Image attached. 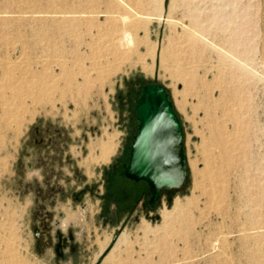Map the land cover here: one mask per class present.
Listing matches in <instances>:
<instances>
[{"label":"rangeland","instance_id":"1","mask_svg":"<svg viewBox=\"0 0 264 264\" xmlns=\"http://www.w3.org/2000/svg\"><path fill=\"white\" fill-rule=\"evenodd\" d=\"M150 82L186 175L111 224ZM0 264H264V0H0Z\"/></svg>","mask_w":264,"mask_h":264},{"label":"water","instance_id":"2","mask_svg":"<svg viewBox=\"0 0 264 264\" xmlns=\"http://www.w3.org/2000/svg\"><path fill=\"white\" fill-rule=\"evenodd\" d=\"M134 118L136 131L123 165V176L146 184L148 204L152 207L161 190L178 189L184 181L181 125L164 87L158 82L141 86L134 102Z\"/></svg>","mask_w":264,"mask_h":264},{"label":"flooded vegetation","instance_id":"3","mask_svg":"<svg viewBox=\"0 0 264 264\" xmlns=\"http://www.w3.org/2000/svg\"><path fill=\"white\" fill-rule=\"evenodd\" d=\"M122 168L121 164L117 166V161H114L108 171L104 172L102 182L104 193L101 194L103 202L101 204V214L104 216L111 208L119 214L127 205L128 211H135V213H139L142 209L151 210L153 207L148 204V193L145 191L144 182L139 181L142 185L125 178ZM84 191L85 188L81 189L80 193ZM106 221L111 224L115 223L114 218L111 216H108Z\"/></svg>","mask_w":264,"mask_h":264},{"label":"bare ground","instance_id":"4","mask_svg":"<svg viewBox=\"0 0 264 264\" xmlns=\"http://www.w3.org/2000/svg\"><path fill=\"white\" fill-rule=\"evenodd\" d=\"M125 16H121V19H122V21H123V19H126V17L124 18ZM124 32H125V30H122V32H121V35H120V37L118 38V43H116L115 45H118V47H120V43L121 42H123V39L121 38V36H123V34H124ZM125 40V39H124ZM129 41L130 42H132L131 41V38L129 39ZM126 44V43H125ZM117 47V48H118ZM132 48V47H131ZM126 50V49H125ZM119 51H121V50H119ZM124 51V50H123ZM108 138V137H107ZM115 147H116V145H115V143H114V138H112V137H110V138H108L107 140H102L101 141V143L99 144V152L96 154V156H94V162L95 163H99V162H101V163H103V162H106V161H108L109 160V157L111 156V154H113L114 153V151H115ZM98 150V149H97ZM92 156V155H91ZM89 159V158H88ZM92 161V162H93ZM90 163V162H89ZM181 207V206H180ZM117 237V236H116ZM115 237V239H114V241H113V243H112V245H115L116 243V245H120L121 243H123L124 242V235H123V233H122V235H120L119 237H118V239ZM117 241V242H116ZM114 247V246H113Z\"/></svg>","mask_w":264,"mask_h":264},{"label":"crops","instance_id":"5","mask_svg":"<svg viewBox=\"0 0 264 264\" xmlns=\"http://www.w3.org/2000/svg\"><path fill=\"white\" fill-rule=\"evenodd\" d=\"M117 239H118V238H117ZM116 242H117V241H116ZM124 242H125V238H124ZM124 242H123V243H124ZM123 243H121L120 245H122ZM116 244H117V243H116ZM116 244L114 245L113 248H115V246H116V247L120 246V245H116Z\"/></svg>","mask_w":264,"mask_h":264}]
</instances>
